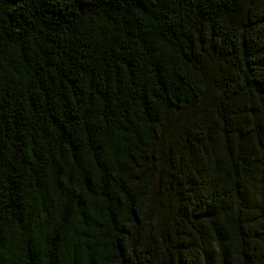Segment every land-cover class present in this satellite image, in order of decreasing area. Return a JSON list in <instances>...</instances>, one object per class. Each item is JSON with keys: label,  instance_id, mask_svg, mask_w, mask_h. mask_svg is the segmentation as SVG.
<instances>
[{"label": "trees", "instance_id": "1", "mask_svg": "<svg viewBox=\"0 0 264 264\" xmlns=\"http://www.w3.org/2000/svg\"><path fill=\"white\" fill-rule=\"evenodd\" d=\"M0 264H264V0H0Z\"/></svg>", "mask_w": 264, "mask_h": 264}]
</instances>
